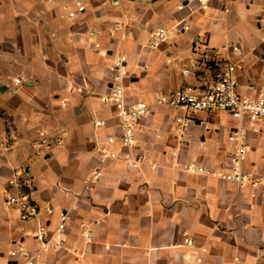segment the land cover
<instances>
[{
    "label": "crops",
    "instance_id": "crops-1",
    "mask_svg": "<svg viewBox=\"0 0 264 264\" xmlns=\"http://www.w3.org/2000/svg\"><path fill=\"white\" fill-rule=\"evenodd\" d=\"M83 1L85 11L67 18L73 0H0V264H27L8 254L20 243L42 264H264V200L225 176L238 145L229 135L240 126L243 168L264 173V120L200 111L180 137L176 111L156 107L135 128L133 149L150 163L130 169L127 148L108 141L121 132L116 108L101 100L117 55L125 57L132 100L205 87L225 59L239 64L242 94H264V0ZM160 26L170 37L152 47L150 33ZM12 75L25 82L14 87ZM15 169L35 178L34 219L5 206L7 193L18 191L9 183ZM61 212L66 241L80 256L37 250L38 224L50 234ZM83 227L93 230L89 242Z\"/></svg>",
    "mask_w": 264,
    "mask_h": 264
},
{
    "label": "built area",
    "instance_id": "built-area-1",
    "mask_svg": "<svg viewBox=\"0 0 264 264\" xmlns=\"http://www.w3.org/2000/svg\"><path fill=\"white\" fill-rule=\"evenodd\" d=\"M115 5H119V0H112ZM74 7L67 8L65 6V16L67 18H75L84 12L86 5L83 0H73ZM117 24L115 29H119ZM92 34H101V30L93 29ZM170 37V31L163 26L157 27L150 33V46L158 47L167 42ZM102 54H106L107 50L100 47V43L96 42ZM235 53L240 52V48L233 46ZM125 57L122 55L114 56L109 64L111 73V86L101 95L104 103H111L116 108V115L121 129L120 135H109L108 141L113 142L117 138L121 144L127 148L124 157L127 160V167L137 169L140 165L150 163L147 154L134 151L136 144L135 128L137 123L142 119L150 116L156 107L167 106L176 111L174 118L176 131L180 137H184L189 125L195 121V113L200 111H229L235 118L240 120L249 119L256 122L264 120V94L255 96L244 95L239 91L240 79L238 76L239 64L236 61L225 59L215 64L214 70L216 78L213 83L205 87L186 84L172 93H159L153 102L144 100H132L127 93L124 83L126 75ZM184 73H189L190 69L184 68ZM10 82L14 87L23 84L25 78L21 75H12ZM83 87H78L77 91H83ZM96 124H102L97 120ZM42 139L40 145H44L46 139L45 133L41 134ZM230 140L238 143L230 172L225 176L239 182L241 185L250 188L253 194L258 195L264 200V173H253L243 168V162L246 159L248 145L246 142L247 129L244 126L236 127L229 135ZM109 155L119 157L116 151H110ZM188 168H197L198 171H205L204 167L188 165ZM97 173L96 175H98ZM9 183L18 188V191L8 192L5 198V206L14 209L22 220L34 219L40 211V205L32 197L35 185L34 176L26 169H15L9 178ZM46 210H52L51 205L44 206ZM68 224V216L61 212L59 222L53 231L49 234L46 226L38 224L35 239L38 242V251H46L49 247L57 250L68 249L76 256H80L78 249L66 241V228ZM82 236L86 241L93 239V230L90 227L82 228ZM187 244H193V240L185 238ZM202 248V247H201ZM205 250V248H202ZM8 254L13 257H22L27 264H42L37 260V256L30 253V249L19 244L18 247L12 248Z\"/></svg>",
    "mask_w": 264,
    "mask_h": 264
}]
</instances>
